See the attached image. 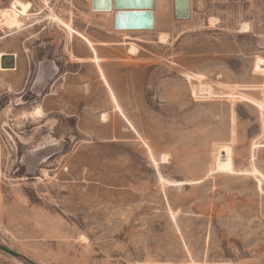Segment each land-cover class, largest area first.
Segmentation results:
<instances>
[{
  "label": "rangeland",
  "instance_id": "374dc122",
  "mask_svg": "<svg viewBox=\"0 0 264 264\" xmlns=\"http://www.w3.org/2000/svg\"><path fill=\"white\" fill-rule=\"evenodd\" d=\"M9 7L0 243L37 264H264V0H190L185 20L156 0L126 38L89 0Z\"/></svg>",
  "mask_w": 264,
  "mask_h": 264
},
{
  "label": "water",
  "instance_id": "95a60500",
  "mask_svg": "<svg viewBox=\"0 0 264 264\" xmlns=\"http://www.w3.org/2000/svg\"><path fill=\"white\" fill-rule=\"evenodd\" d=\"M112 0H91L92 11H109ZM114 29H145L154 27L153 0H113ZM190 16V0H174V17L188 19ZM0 250L15 257L21 258L30 264H37L21 253L0 243Z\"/></svg>",
  "mask_w": 264,
  "mask_h": 264
},
{
  "label": "bare ground",
  "instance_id": "6f19581e",
  "mask_svg": "<svg viewBox=\"0 0 264 264\" xmlns=\"http://www.w3.org/2000/svg\"><path fill=\"white\" fill-rule=\"evenodd\" d=\"M155 1L153 0V7L155 6ZM89 6L91 9V0H89ZM98 13H107L111 15V25L113 30H116L118 33H122L124 34V37L126 38V34L129 32H145V31H154V27L150 30H145V29H114V6H113V0H112V6L111 9L109 11H96ZM173 17H174V0H173ZM26 18V17H25ZM50 18H52L55 21L59 20L57 18L54 17L53 14H50ZM190 18V16H189ZM188 18V19H189ZM23 16L22 14L17 11L15 8L9 7L3 10V12L0 15V23L2 25H4L5 28L7 29H21L23 24ZM154 22H155V9H154ZM155 26V25H154ZM166 38V34L165 33H161L159 34V40L160 41H165ZM88 44L90 46V48L94 51V47H93V43L88 41ZM130 52L135 53L137 51L136 46H134L133 44L130 46ZM15 57L16 55L13 54H7L5 52H0V70L2 71H6V70H12L15 68ZM102 77L104 78V75L101 73ZM35 113H40L39 109H36ZM149 154L153 160V162L156 164V162L153 159V155L151 153V151L149 150ZM161 160L159 161V163H166V157L162 156L160 158ZM172 219L175 220V216L174 214H172Z\"/></svg>",
  "mask_w": 264,
  "mask_h": 264
},
{
  "label": "crops",
  "instance_id": "0c3cea01",
  "mask_svg": "<svg viewBox=\"0 0 264 264\" xmlns=\"http://www.w3.org/2000/svg\"><path fill=\"white\" fill-rule=\"evenodd\" d=\"M15 64H16V60H15Z\"/></svg>",
  "mask_w": 264,
  "mask_h": 264
}]
</instances>
